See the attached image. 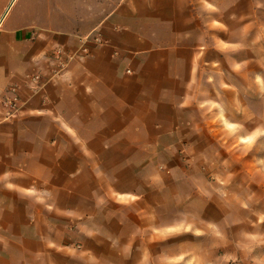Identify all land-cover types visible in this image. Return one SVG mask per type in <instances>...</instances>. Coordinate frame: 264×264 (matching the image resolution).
Returning <instances> with one entry per match:
<instances>
[{"label":"crops","instance_id":"obj_1","mask_svg":"<svg viewBox=\"0 0 264 264\" xmlns=\"http://www.w3.org/2000/svg\"><path fill=\"white\" fill-rule=\"evenodd\" d=\"M258 12L0 0V264H177L162 248L196 223L171 190L195 193V169L211 164L222 104L242 100L259 58L245 48Z\"/></svg>","mask_w":264,"mask_h":264},{"label":"rangeland","instance_id":"obj_2","mask_svg":"<svg viewBox=\"0 0 264 264\" xmlns=\"http://www.w3.org/2000/svg\"><path fill=\"white\" fill-rule=\"evenodd\" d=\"M249 6L259 11L258 23L245 29L260 30L261 35L245 38V48L256 47L259 58L238 82L243 98L231 102L234 96L229 94L228 103L222 104L227 122L222 120L221 136H212L211 164L195 169V193L192 183L171 190L178 196L176 206L196 223L195 237L186 232L180 247L162 248L164 258L173 256L177 264H264V0H244L245 10ZM251 53L245 51V59ZM252 69L259 82L251 79ZM236 123L242 126V142ZM167 207L171 204L165 203ZM189 214L181 215L186 223Z\"/></svg>","mask_w":264,"mask_h":264}]
</instances>
